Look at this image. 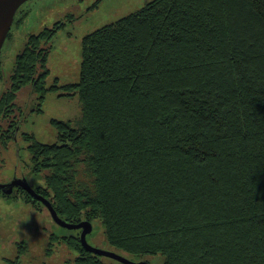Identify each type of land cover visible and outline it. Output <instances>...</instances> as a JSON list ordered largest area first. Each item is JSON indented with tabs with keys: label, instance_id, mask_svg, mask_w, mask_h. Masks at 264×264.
<instances>
[{
	"label": "trees",
	"instance_id": "trees-1",
	"mask_svg": "<svg viewBox=\"0 0 264 264\" xmlns=\"http://www.w3.org/2000/svg\"><path fill=\"white\" fill-rule=\"evenodd\" d=\"M58 29L27 36L0 95V122L26 86L80 102L56 142L24 136L35 191L138 261L264 264V0H151L83 37L77 83L47 86ZM60 240L73 264H106Z\"/></svg>",
	"mask_w": 264,
	"mask_h": 264
},
{
	"label": "rangeland",
	"instance_id": "rangeland-1",
	"mask_svg": "<svg viewBox=\"0 0 264 264\" xmlns=\"http://www.w3.org/2000/svg\"><path fill=\"white\" fill-rule=\"evenodd\" d=\"M149 1L151 0H28L18 9L0 51V95L8 86L14 59L29 34L58 24L59 29L50 43L46 85L77 83L83 37L140 9ZM60 92V89L49 91L40 101L30 86L18 93L15 101L18 109L12 112L9 119L0 122L2 130L5 131L12 125L11 130H15L6 147L1 144L3 140L0 136L1 184L23 177L32 188L43 184L42 174H28V144L24 136L32 135L41 143H54L57 140V130L51 121L73 120L80 116L77 95L59 96ZM38 108L41 109L40 112ZM15 188L18 187H13L9 194L0 190V264H73L77 252L65 245L60 238L72 235L79 237L80 230H69L57 225L47 208L26 191L24 192L41 205L25 201L21 193L16 192L17 195L12 196ZM92 226L91 233L86 237L91 246L118 253L132 261L139 260L111 246L106 241L98 220ZM102 257L106 264H122ZM142 260L150 264L163 262L160 255L144 256Z\"/></svg>",
	"mask_w": 264,
	"mask_h": 264
},
{
	"label": "water",
	"instance_id": "water-1",
	"mask_svg": "<svg viewBox=\"0 0 264 264\" xmlns=\"http://www.w3.org/2000/svg\"><path fill=\"white\" fill-rule=\"evenodd\" d=\"M28 0H0V51L4 45V42L6 40V37L11 29V26L14 21V17L18 11V9ZM18 187L22 189L23 191H26L30 196H32L37 201L41 202L48 210L51 218L53 221L64 228H67L69 230H80V243L82 247L92 253L99 256L108 257L111 259H114L116 261H119L122 264H150L149 262L145 260L140 261H132L128 258H126L123 255H120L115 252L101 250L98 248H95L91 246L87 242V235L91 233L92 231V223L90 221H81L78 223H68L65 222L63 219H61L54 208L52 207L51 203L44 198L42 195L37 193L34 188H32L25 177L22 179H15L11 183L8 184H1L0 183V190L3 191L5 194H9L12 192L13 187Z\"/></svg>",
	"mask_w": 264,
	"mask_h": 264
},
{
	"label": "bare ground",
	"instance_id": "bare-ground-1",
	"mask_svg": "<svg viewBox=\"0 0 264 264\" xmlns=\"http://www.w3.org/2000/svg\"><path fill=\"white\" fill-rule=\"evenodd\" d=\"M96 2V1H95Z\"/></svg>",
	"mask_w": 264,
	"mask_h": 264
}]
</instances>
